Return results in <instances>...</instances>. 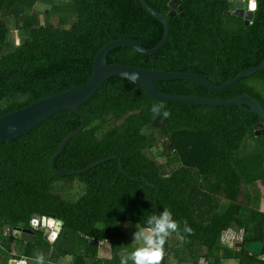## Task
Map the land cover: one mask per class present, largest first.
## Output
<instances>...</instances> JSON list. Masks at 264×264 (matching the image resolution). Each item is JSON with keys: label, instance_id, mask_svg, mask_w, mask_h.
<instances>
[{"label": "trees", "instance_id": "1", "mask_svg": "<svg viewBox=\"0 0 264 264\" xmlns=\"http://www.w3.org/2000/svg\"><path fill=\"white\" fill-rule=\"evenodd\" d=\"M67 1L74 18L68 28H62L50 24L47 16L40 20L37 15H21L38 0H0V115L82 85L98 49L118 37L145 49L161 37L159 22L138 0ZM144 1L163 16L169 11L170 0ZM257 2L258 10L244 25L232 13L225 15L227 0H180L177 12L166 19L167 38L158 51L143 56L116 48L106 54L105 62L194 73L215 85L227 82L264 60V41L256 36L264 32V0ZM7 18L13 20L23 40L2 54L9 35ZM258 84L264 88V71L222 90L185 80L155 82L154 86L166 95L212 100L248 95L264 110V90ZM154 103H163L171 117L153 118ZM78 110L84 127L64 145L52 166L62 172L78 171L115 156L120 170L116 160L77 176H59L49 169L48 160L61 140L80 123L68 110L55 113L18 138L1 142L0 233L6 227L29 229L32 234L28 240L3 234L7 244L14 240L21 244L15 255H10L8 246L0 264L20 258L26 264L40 252L45 264H102L95 259L97 246L90 240L109 243L111 264L125 249L118 224L143 227L147 216L164 208L181 223V231L173 234L184 242L193 262L201 257L206 264H220L219 253L224 249L237 264H264V248L261 258L242 248L245 242H264V213L253 206L264 189V148L243 154L246 138L254 137L256 115L245 106L160 102L120 78H108ZM160 140L165 141L159 152L165 163L157 165L149 153ZM32 216L61 222L52 242L29 226ZM185 220L192 234L182 231ZM227 229L241 231V246L236 250L220 244ZM168 242L169 238L163 264Z\"/></svg>", "mask_w": 264, "mask_h": 264}, {"label": "water", "instance_id": "2", "mask_svg": "<svg viewBox=\"0 0 264 264\" xmlns=\"http://www.w3.org/2000/svg\"><path fill=\"white\" fill-rule=\"evenodd\" d=\"M179 2L180 0H170L167 4L169 11L165 14V16H163L149 7L144 0H138L140 7L148 15L158 21L161 26L162 33L158 42L149 49L143 48L135 41L120 37L104 44L98 49L93 57L92 65L90 67V76L85 83L38 99L21 108L0 115V143L18 138L41 124L55 113L62 110H68L79 118L80 123L76 129L68 133L61 140L54 154L48 160L49 169L59 176H77L87 172L95 166L107 162L108 160H116L117 167L120 170V162L115 156L103 158L78 171L62 172L52 166V161L58 157L64 145L71 138L76 136L84 127V117L79 112L78 108L85 104L108 78H120L127 80L142 90L150 98L160 102L192 104L207 107L235 106L239 109H242V106H245L247 112L252 113L259 118V121L252 127L254 135L262 134L264 129V110L254 98L248 95H239L227 100H212L191 96L166 95L158 92L154 83L185 80L200 84L211 90H222L232 86L241 79L251 77L257 72L264 71V60L256 66L240 71L227 82L220 81L218 85H215L207 79L194 73H167L155 70H144L114 63L106 64V54L116 48H126L143 56H150L158 51L167 38L168 27L166 19L171 18L177 12ZM227 3L228 10H232L233 15L242 17L244 24H247V22L252 18L253 12L250 11V0L247 1V9L245 11H242V0H227ZM228 14L229 12H225V15ZM181 15L182 13H179V16ZM29 226L41 231L43 237L46 238L47 241L52 242L61 229V222L53 220L49 217L32 216L29 221ZM11 232V236L13 238H18L21 234H32L31 230L20 228H12ZM4 235L8 236V230H6ZM89 242L93 246H97V242L91 240ZM236 246L239 248L241 245L237 244ZM242 248L245 253L250 254L252 257H259L262 254L263 242L261 240L245 242L242 244ZM7 264H25V262L9 259Z\"/></svg>", "mask_w": 264, "mask_h": 264}, {"label": "rangeland", "instance_id": "3", "mask_svg": "<svg viewBox=\"0 0 264 264\" xmlns=\"http://www.w3.org/2000/svg\"><path fill=\"white\" fill-rule=\"evenodd\" d=\"M21 15L22 16L37 15L40 20H42L43 17L47 16V20L50 22V24H52L53 26H59L62 28H68V26L70 25V23L73 21V18H74L72 12L69 9V2L67 0H38V2L34 4V6L31 9L24 10ZM5 23L8 28L9 35H8V40L6 44L2 48V54L8 53L9 51H11V49H13V47L17 46L23 40V36L20 34L19 29L15 27V25H13V20L11 18H7L5 20ZM257 86L259 89L261 88L264 90L261 84H258ZM252 134L254 137L246 138L247 141H245L243 144L244 145L243 154L254 152V151L257 152V150H259L260 148H264V133L257 134V135H254V133ZM161 144H165V141L160 140L159 144L155 148H153L149 153L152 156V158L155 159V162L157 165L165 163L164 158L161 157V155H159ZM71 186L74 187L75 183L74 182L71 183ZM75 190L76 189L74 188L73 191ZM263 193H264V189L259 194V199L256 198L255 203L253 204L254 208H256L258 211H261L262 213H264V204H263L264 194ZM136 226L137 225L133 224V227L135 229H136ZM6 230L8 229L6 227H3L1 229V232L3 231V233H0V262L3 260V257H4V255H2L1 253L6 252V249L8 246H9L10 255H13V254L15 255L17 254V251H18L17 246H20L21 244V242L17 240L10 241L11 243L7 244L9 240L4 239V236H3ZM227 232L230 234V237L233 238V234L237 231L234 229H230L223 233H227ZM9 233L12 234L11 230H8V235ZM128 234H129L128 231L124 232V238H129ZM173 235L175 234H172L170 236V242L174 241V239H172ZM25 236H28V235L26 234L19 235L20 240L30 239V237H25ZM220 240L222 242H224L225 240L222 235H221ZM171 245L173 246V244H170V249L172 248ZM222 250L226 251L224 249ZM230 250L232 251L233 249L229 248V251ZM223 251H222V254H224ZM26 264H36V260L34 261L28 260Z\"/></svg>", "mask_w": 264, "mask_h": 264}, {"label": "clouds", "instance_id": "4", "mask_svg": "<svg viewBox=\"0 0 264 264\" xmlns=\"http://www.w3.org/2000/svg\"><path fill=\"white\" fill-rule=\"evenodd\" d=\"M250 11L258 10L257 0H250ZM153 118L169 119L171 112L163 103H154L150 108ZM181 231V223L173 219L172 212L164 208L158 214L154 213L147 216L143 227H137L133 233V242L138 243V247L129 252H122L120 264H163L165 250L164 246L168 238L173 233ZM182 231L192 234L193 229L188 222L183 221ZM234 239V238H231ZM233 241V240H231ZM240 242V241H239ZM36 264H45V256L42 252L36 255Z\"/></svg>", "mask_w": 264, "mask_h": 264}, {"label": "crops", "instance_id": "5", "mask_svg": "<svg viewBox=\"0 0 264 264\" xmlns=\"http://www.w3.org/2000/svg\"><path fill=\"white\" fill-rule=\"evenodd\" d=\"M118 228L123 233V235H124V232H126V231L129 232V234H128L129 238H124L125 249L122 248V250H123V252H129L130 253L131 250H134L136 247L139 246L138 243L133 242V233L136 231V229L133 227V223H131V222L119 223ZM228 230H230V229H227L226 231H228ZM236 231L237 232H235L233 234V236L238 234L239 232H241L240 230H236ZM222 236L225 240H224V242L221 241L220 244L222 245V247L229 248L230 246H227L226 242H230L229 239H231L232 237H230V234L228 232L223 233ZM25 237H30V236L28 235ZM172 237H174V241L170 242V237H169V242L167 244L168 250H167V255H166L167 259H166L165 264H201L202 263L203 259L201 257H198L197 261L193 262L192 258H191V257H193V255L188 254L187 249L185 250L183 248L184 242H181L180 240L175 238L174 235ZM170 244H173V246L171 245L172 246L171 249H170ZM237 244H239V241H237L236 243H233V245H232V247H234L235 250L238 249L236 246ZM263 248H264V242H263ZM263 248H262V250H263ZM111 254H112L111 248H110V245L107 241L97 244V250H96V256H95L96 260L101 261L102 264H110L109 261L111 258ZM230 254H231V252H230ZM219 255H220V261H219L220 264H237L236 260H234L232 258V256L229 255L228 252L226 253L224 251V254H222V250H220ZM118 256H119V254H117V257ZM117 257L111 262V264H120V258H117ZM261 257H262V254H261V256L256 257V258H261ZM191 262H193V263H191ZM130 264H131V261H130Z\"/></svg>", "mask_w": 264, "mask_h": 264}, {"label": "flooded vegetation", "instance_id": "6", "mask_svg": "<svg viewBox=\"0 0 264 264\" xmlns=\"http://www.w3.org/2000/svg\"><path fill=\"white\" fill-rule=\"evenodd\" d=\"M247 1H248V0H243V3H242V4H243V8H242V11H245V10L247 9ZM228 12H229V14H230V13H232V10H229ZM252 17H253V15H252ZM239 18H240L241 22L243 23V19H242V17H239ZM251 19H252V18H251ZM251 19L247 22V24L251 21ZM243 24H244V23H243ZM247 24H244V25H247ZM262 34H264V32L256 33L257 39H258V41L261 42V43H263V41H264V40H263L264 38H261V37H264V35L262 36ZM258 48H259V47H258ZM33 229H34V228H33ZM35 230H36V229H35ZM27 235L30 236L31 234H27Z\"/></svg>", "mask_w": 264, "mask_h": 264}, {"label": "built area", "instance_id": "7", "mask_svg": "<svg viewBox=\"0 0 264 264\" xmlns=\"http://www.w3.org/2000/svg\"><path fill=\"white\" fill-rule=\"evenodd\" d=\"M243 1V0H242ZM241 232H239L238 234H236V235H234L233 236V238L234 239H229L230 240V242H226V244H227V246H232L233 245V243H236L237 241H240V239H241V234H240ZM231 240H233V241H231ZM17 261H23V262H25V259H23V258H20V259H18ZM203 264H206V262H202Z\"/></svg>", "mask_w": 264, "mask_h": 264}]
</instances>
